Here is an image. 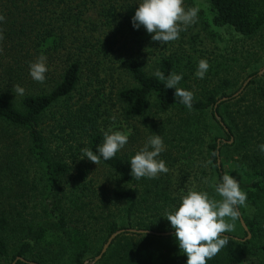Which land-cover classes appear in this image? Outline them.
<instances>
[{
    "label": "trees",
    "instance_id": "1",
    "mask_svg": "<svg viewBox=\"0 0 264 264\" xmlns=\"http://www.w3.org/2000/svg\"><path fill=\"white\" fill-rule=\"evenodd\" d=\"M137 2L0 0L4 17L0 22L4 37L0 40V259L10 257L11 262L22 256L48 264L56 252L68 250L72 264H87L88 239L66 214L69 208L84 206V199L98 200L102 206L116 202L123 206L127 225L108 224L104 241L114 231L129 228L139 205L136 184L142 179L130 175L131 156L121 149L98 165L81 158L83 149L95 153L103 143L104 132L111 129L112 110L118 113L112 117L133 122L137 129L147 128L148 136L164 126L161 114H169L167 125L186 143L203 127L200 117L210 111L212 122L228 139L232 137L236 126L223 113L231 94L216 96L213 90L194 94L190 111L175 98L174 88H165L153 75L157 69L166 77L181 74L179 54L161 52L153 71H147L149 51H144V43L150 44L149 35L131 23ZM208 5V25L228 27L244 38L264 27V0H208ZM41 55L47 58L48 67L43 83L29 75L30 62ZM55 67L51 73L49 69ZM249 76L258 75L252 72ZM258 77L264 79V71ZM254 81L251 78L244 89ZM14 85L25 89L23 96H15ZM178 87L190 90L187 75ZM261 91L264 98V88ZM223 96L228 100L219 102L215 111L227 130L214 114V105ZM246 109L254 113L257 108ZM173 116L179 119L172 120ZM242 117L231 143L214 140L207 144L206 161H211L214 180L210 190L215 191L214 185L227 173L222 161L217 165V157L223 159V148L235 146L241 155L239 167L229 173L247 193V206L239 211L251 236L246 238L241 225L243 238L224 233L228 244L207 264H264V153L258 148L264 143V118L256 113L260 125L254 127L250 116ZM95 170L109 177L106 182L115 183L108 195L103 184L94 188ZM166 177L155 178L148 191L171 202L169 184L173 181L170 175ZM149 225L143 229L152 230ZM133 236L119 234L108 246L119 254V264H186L187 256L177 244L166 252L159 250L157 238L174 239L172 234ZM105 257L104 253L99 260ZM15 264L27 263L17 260Z\"/></svg>",
    "mask_w": 264,
    "mask_h": 264
},
{
    "label": "rangeland",
    "instance_id": "2",
    "mask_svg": "<svg viewBox=\"0 0 264 264\" xmlns=\"http://www.w3.org/2000/svg\"><path fill=\"white\" fill-rule=\"evenodd\" d=\"M208 6V0H184L186 9L192 7L199 9L197 20L193 25L187 27V30L180 32L179 39L166 45L153 41L151 34L147 33L143 28L147 36L149 35L148 42L150 43L148 45L146 42L144 43V51H149L145 57V67L147 71H153L152 66L156 56L158 57L161 52H164L165 55L179 54L181 56L180 59L183 60L181 66L182 74L188 76L190 91L198 94L206 90H213L217 92L216 96L223 92L231 94L233 99H226L228 100L226 101L228 105L223 108V113L228 118V122L238 128L243 122L242 115L250 116L254 120V127H256V123L260 125L257 121L256 113L259 114L261 112L264 118V98L261 93L262 88H264V79L258 77L264 71V27L253 37L244 38L228 27L218 28L208 25L206 24L209 19ZM201 59L207 60L210 65L204 79H199L195 76L198 61ZM49 70L52 73L56 70V67L53 70L52 68ZM259 71H262V73L258 74ZM252 72H257L258 76L250 77L249 75ZM248 77L250 79L254 78L255 83L243 89L237 96H233ZM224 80H227L228 83L225 84ZM254 105L257 108L256 112L251 113L249 109H246V107ZM210 113V111H207L204 114L205 116L200 117L203 127L191 137L188 143L181 141L176 130L167 125L166 118L169 114H161L164 126L151 135L159 134L166 145V150L161 153L158 159L165 161L168 172L161 173L158 179L167 178L166 176L170 175L173 183L170 182L169 190L174 200L163 202L153 196L148 191V188L152 186L155 179L142 178L136 184L140 188L139 205L129 228L143 229L145 225L151 224L149 226L152 227L153 231L166 232L173 230L170 227V222L161 215H164L167 210H171L172 206L179 202L181 194L189 190L206 191L210 198L220 199L215 191L210 190V184L214 180V176H211L212 170L206 161L207 144L214 140L221 143L227 142L229 139L223 130L212 122ZM117 114L116 111L112 110V116H117ZM112 116L110 117L112 123L110 130H119L128 135V143L122 150L129 156H133L143 146L149 135L148 129H137L133 122L125 123L120 117L115 118ZM178 119L177 116L172 117V120L177 121ZM236 128L234 127L232 138H234L235 133L238 134L235 132ZM235 148V146L229 149L223 148V159H221L220 155V161L227 168L228 174H230L231 170H237L239 167L238 163L241 160V155H239L237 150L235 151ZM181 167H183L182 172L180 170ZM92 176L94 178L92 182L96 186L94 188L96 189L100 184H103L107 195L115 187V183L112 180L109 179L106 182V178L109 177L105 176L102 170L98 172L95 170ZM205 179L208 181L207 183L204 182ZM101 196L103 195L101 194ZM84 200V206L69 208V210H66V214L68 219L80 228L90 244V250L85 256V262L87 264H119V254H115L111 246L105 251L106 257L104 259L94 261V258L105 243L104 239L106 238L108 224L117 221L119 225H127L122 211L123 206L117 202L102 206L97 205L98 200L92 199L91 202L88 201L89 199ZM225 219L227 220L228 218ZM234 224L235 230L229 234L237 238H243L244 234L240 229L239 220H236ZM121 234L134 235L132 232ZM133 237L135 239L139 238L138 236ZM157 239L158 241L160 240L158 247L162 252H166L168 247L171 248L177 244L173 238L164 237L163 239ZM261 240V242L264 241V236L261 237ZM151 242L152 245L156 244V239ZM60 243L64 244L63 241ZM9 258L7 261L0 259V264L10 263ZM48 264H72L69 251L66 250L62 254L56 252L53 261H48Z\"/></svg>",
    "mask_w": 264,
    "mask_h": 264
},
{
    "label": "clouds",
    "instance_id": "3",
    "mask_svg": "<svg viewBox=\"0 0 264 264\" xmlns=\"http://www.w3.org/2000/svg\"><path fill=\"white\" fill-rule=\"evenodd\" d=\"M136 4L138 7L131 18L133 28L138 30L143 27L151 34V39L161 45L179 39L180 32L196 22L199 12L195 7L186 9L184 0H138ZM3 20L4 17L0 15V22ZM3 38L0 32V40ZM46 59L41 55L29 64V75L36 82L43 83L46 79ZM209 67L207 60H199L195 76L204 79ZM153 75L164 82L165 88L175 89L174 96L179 98V103L190 111L193 109L194 93L178 87L182 73H170L166 77L157 69ZM13 87L15 96L24 95L23 87ZM128 138L119 130L105 131L103 143L97 146L95 153L83 149L81 158H87L97 165L101 159L111 160L128 143ZM258 148L264 153V143L259 144ZM165 150L166 145L159 134L148 136L143 146L129 159L130 175L140 180L155 179L161 173H167L165 161L158 159ZM204 182L208 181L205 179ZM214 190L220 199L210 198L206 191L189 190L181 194L179 202L171 210L161 215L170 222L178 248L187 256L186 264H207L215 257L228 244L227 235L221 234L235 230L234 222L240 216L239 209L247 206V193L241 189L238 180L228 173L222 174Z\"/></svg>",
    "mask_w": 264,
    "mask_h": 264
},
{
    "label": "water",
    "instance_id": "4",
    "mask_svg": "<svg viewBox=\"0 0 264 264\" xmlns=\"http://www.w3.org/2000/svg\"><path fill=\"white\" fill-rule=\"evenodd\" d=\"M263 70H264V69H263ZM263 70H262V71H263ZM262 71H259L258 74H261ZM249 80H250V77H248V78L245 80V82L242 84V86L239 88V90H237V92H235V93L233 94V96H237L239 93H241V91H242V90L244 89V87L247 85V83L249 82ZM226 99H227V97H226V96H223V97H221L219 100H217V102H216L215 105H214V114H215V117L217 118V120H219V123L223 126V128H224L225 130H227V129H226L225 125L223 124V122L220 120V117L218 116V114L216 113L215 110H216L217 104H218L219 102H221V101H225ZM231 142H232V137H230L228 143H231ZM217 148H218V147H217ZM217 156H218V151H217ZM217 165H218V167H220V160H219L218 157H217ZM238 219H239L240 225L242 226L243 230H244L245 233H246V238H247V239L250 238L251 234H250V232H249V230H248V228H247V226H246L244 220L242 219L241 214H240V216H239ZM124 232H132V233H139V234H151V235H157V236H167V235H170V234L173 233V231H166V232H163V231H153V230H150V229H135V228H124V229L121 228V229H118V230L114 231L113 233H111V234L108 236V238H107V240L105 241V243L103 244V246H102V248H101L99 254L94 258V261L100 259V258L102 257V255L105 253V251L107 250V248H108V246L110 245V243L112 242V240H113L117 235H119V234H121V233H124ZM221 235H226V234L222 233ZM235 238H237V237H235ZM17 260H19V261H21V262H24V263H27V264H39V263H37V262H35V261L27 260V259H25V258L22 257V256H17V257H15V259H14L13 261H11L9 264H15ZM84 263H86V262H84Z\"/></svg>",
    "mask_w": 264,
    "mask_h": 264
}]
</instances>
